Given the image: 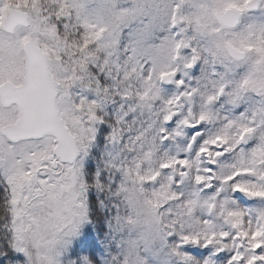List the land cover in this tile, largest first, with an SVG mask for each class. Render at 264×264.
Masks as SVG:
<instances>
[{
  "label": "snow or ice",
  "instance_id": "snow-or-ice-1",
  "mask_svg": "<svg viewBox=\"0 0 264 264\" xmlns=\"http://www.w3.org/2000/svg\"><path fill=\"white\" fill-rule=\"evenodd\" d=\"M0 264H264V0H0Z\"/></svg>",
  "mask_w": 264,
  "mask_h": 264
},
{
  "label": "rangeland",
  "instance_id": "rangeland-1",
  "mask_svg": "<svg viewBox=\"0 0 264 264\" xmlns=\"http://www.w3.org/2000/svg\"><path fill=\"white\" fill-rule=\"evenodd\" d=\"M144 119H147V115H145Z\"/></svg>",
  "mask_w": 264,
  "mask_h": 264
}]
</instances>
